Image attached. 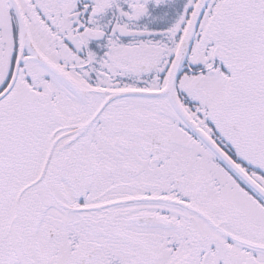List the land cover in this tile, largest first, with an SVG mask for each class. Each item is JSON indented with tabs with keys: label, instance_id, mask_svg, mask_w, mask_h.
<instances>
[{
	"label": "snow or ice",
	"instance_id": "1",
	"mask_svg": "<svg viewBox=\"0 0 264 264\" xmlns=\"http://www.w3.org/2000/svg\"><path fill=\"white\" fill-rule=\"evenodd\" d=\"M0 264H264V0H0Z\"/></svg>",
	"mask_w": 264,
	"mask_h": 264
}]
</instances>
